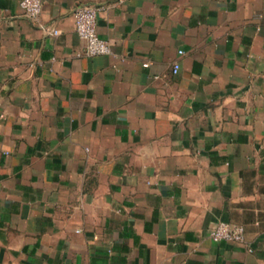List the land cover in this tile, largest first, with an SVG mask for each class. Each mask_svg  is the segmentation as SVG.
<instances>
[{
  "label": "crops",
  "instance_id": "crops-1",
  "mask_svg": "<svg viewBox=\"0 0 264 264\" xmlns=\"http://www.w3.org/2000/svg\"><path fill=\"white\" fill-rule=\"evenodd\" d=\"M19 2L0 0V264H264V0H41L57 35ZM80 5L112 54H83ZM219 221L246 242L212 241Z\"/></svg>",
  "mask_w": 264,
  "mask_h": 264
},
{
  "label": "built area",
  "instance_id": "built-area-1",
  "mask_svg": "<svg viewBox=\"0 0 264 264\" xmlns=\"http://www.w3.org/2000/svg\"><path fill=\"white\" fill-rule=\"evenodd\" d=\"M19 4L28 19L48 30L52 35L59 33L58 30L48 29L39 23L42 8L41 0H20ZM97 10L98 8L93 5H80L74 11V29L78 37L84 41L83 54L87 56L112 54L110 43L97 33ZM147 65L148 63L143 64V66ZM178 69L179 64L175 62L172 66V72L176 73ZM0 116L3 115L0 114ZM209 236L214 242H246L244 226L226 221H219L210 230Z\"/></svg>",
  "mask_w": 264,
  "mask_h": 264
}]
</instances>
